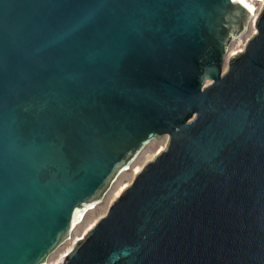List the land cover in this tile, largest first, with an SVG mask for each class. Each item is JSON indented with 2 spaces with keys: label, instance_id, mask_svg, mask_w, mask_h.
<instances>
[{
  "label": "water",
  "instance_id": "obj_1",
  "mask_svg": "<svg viewBox=\"0 0 264 264\" xmlns=\"http://www.w3.org/2000/svg\"><path fill=\"white\" fill-rule=\"evenodd\" d=\"M0 0V264H264V3ZM253 23L242 51L230 43Z\"/></svg>",
  "mask_w": 264,
  "mask_h": 264
},
{
  "label": "rangeland",
  "instance_id": "obj_2",
  "mask_svg": "<svg viewBox=\"0 0 264 264\" xmlns=\"http://www.w3.org/2000/svg\"><path fill=\"white\" fill-rule=\"evenodd\" d=\"M264 1L256 2V5L261 8ZM259 11V10H258ZM256 31V28L253 23H251L246 32L238 40H233L230 43L228 53L226 54V60L224 64V70L227 67V59L233 53L238 51H242L245 47L247 40L253 35ZM170 141L169 135H164L160 139H154L149 143L145 149L142 151L140 156L133 163L132 168L123 172L117 181L113 184L112 188L109 190L107 195L105 196L103 202L91 211L87 213L84 220L74 229L72 236L69 240H67L64 244H62L47 261V264H57L64 256H66L72 248L75 246L78 239L84 237L86 232L101 218L103 217L112 202L119 196L121 193L135 178L137 174V169H142L143 166L149 161L153 160L157 154H159L162 150L166 149ZM139 170V171H140ZM138 171V172H139ZM122 189V191H121ZM121 191V192H120Z\"/></svg>",
  "mask_w": 264,
  "mask_h": 264
},
{
  "label": "bare ground",
  "instance_id": "obj_3",
  "mask_svg": "<svg viewBox=\"0 0 264 264\" xmlns=\"http://www.w3.org/2000/svg\"><path fill=\"white\" fill-rule=\"evenodd\" d=\"M244 1H245L246 3H248L250 6L253 7V8H252V12H253L254 15H256V13H257L258 10H259V7L256 5V2L264 1V0H244ZM250 24H251V23H250ZM139 170H140V169H137V170H136L137 173H138ZM124 172H125V171H124ZM121 191H122V189H121ZM121 191H120V192H121ZM119 194H120V193H119ZM95 207H97V206H92L91 208L94 209ZM92 209H91V210H92ZM91 210H89V211H91ZM89 211H88V212H89ZM88 212H87V213H88ZM86 215H87V214H86ZM86 215H85V216H86ZM84 218H85V217H84ZM83 220H84V219H83ZM79 224H80V223H79ZM79 224H78V225H79ZM78 225H77V226H78ZM77 226H76V227H77ZM45 264H47V262H46Z\"/></svg>",
  "mask_w": 264,
  "mask_h": 264
}]
</instances>
